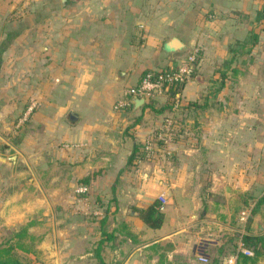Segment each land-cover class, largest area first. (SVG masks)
I'll use <instances>...</instances> for the list:
<instances>
[{
  "label": "crops",
  "instance_id": "0c3cea01",
  "mask_svg": "<svg viewBox=\"0 0 264 264\" xmlns=\"http://www.w3.org/2000/svg\"><path fill=\"white\" fill-rule=\"evenodd\" d=\"M263 2L0 0L2 224L18 207L70 248L71 264H237L242 235L264 233ZM195 48L197 74L176 98L115 108L145 71L175 68ZM228 60L249 93L231 110L218 97L206 126L171 131L129 163ZM85 70L92 79L81 86ZM160 195L163 220L152 227L141 210Z\"/></svg>",
  "mask_w": 264,
  "mask_h": 264
},
{
  "label": "rangeland",
  "instance_id": "374dc122",
  "mask_svg": "<svg viewBox=\"0 0 264 264\" xmlns=\"http://www.w3.org/2000/svg\"><path fill=\"white\" fill-rule=\"evenodd\" d=\"M263 45L264 44L262 43V46ZM238 58L241 62L240 65L244 67L247 64L249 56L240 55ZM228 61L230 62H226L224 64L215 63L214 70H209L205 73V78L207 79L208 84L207 87H203V91L201 93L202 98L199 102H197L195 107H182V109L178 108L177 111L175 110V112L179 114L173 116L171 123L168 122L169 128L173 131V134L177 132L178 136V133L180 132L179 129L185 130L186 128H191L200 130L201 127L206 126V121H208L211 117L210 113L216 115L217 110L222 109L221 105L223 103L219 102L217 99L218 97L223 98L226 102H229V106H227V108L231 110L233 108V97L237 96L238 98L249 93L250 88L248 85L241 87L237 84L234 85L233 80L237 77L238 73L233 72L232 70V66L234 65L233 60ZM209 66H212V63L209 64ZM222 66L224 68H221ZM196 74L197 71L193 77ZM34 89L39 91L40 87ZM261 89L263 88H257V90ZM206 113H208V116H206ZM182 134V138H188L190 136L187 133H184V131ZM180 137L181 136L179 135L178 138ZM17 187H20V184L17 183ZM17 211L19 213L16 215V218L10 222L5 220V224H2L3 217L0 216V242L10 239L11 242L18 246L19 250H25L27 255L30 256L36 264H61L62 262V264H71L70 261L72 262L73 258L68 256L70 248L57 246L53 230H46L45 227L47 225L41 224L40 222L30 224V221H28L27 218L20 217L21 211L18 207ZM25 225L28 227V233L34 235V238H30L29 234L23 238L14 237L13 233L21 226ZM60 259L62 261H60Z\"/></svg>",
  "mask_w": 264,
  "mask_h": 264
},
{
  "label": "trees",
  "instance_id": "16d2710c",
  "mask_svg": "<svg viewBox=\"0 0 264 264\" xmlns=\"http://www.w3.org/2000/svg\"><path fill=\"white\" fill-rule=\"evenodd\" d=\"M264 1V0H263ZM257 26L258 30H264V2L261 9L258 12L257 16ZM200 60V55H197L196 64L198 65ZM197 69V68H196ZM195 69V72H196ZM154 71L155 76L159 73L157 70L150 69ZM166 70V69H162ZM168 70V69H167ZM146 72V71H145ZM185 82L171 83L168 84V98H176L178 93H181ZM160 98V97H159ZM154 97H150L146 100L145 106L154 105ZM197 102L190 101L188 106L195 107ZM130 104L127 106L129 107ZM156 134V133H155ZM158 144L162 147L164 146L163 140H158ZM134 156H130L129 163H132V160L137 157V159L143 160L148 159V151L146 149L135 148ZM256 209L252 210V213H255ZM141 216L143 220L152 227H158L163 220V210L161 209V203L156 200L150 204L147 208L141 210ZM28 227L21 226L18 230L13 233L14 237L23 238L28 235ZM30 238H34V235L29 234ZM245 247L249 248L252 251V254H245L242 251H237L236 246L234 245L233 251L238 254L237 264H260V259L264 256V233L254 234L252 232L245 233L241 238ZM25 249V248H24ZM101 248L98 247L96 252L100 257ZM0 264H36L33 259L27 255L25 250H19L18 246L11 242L10 239L0 242ZM100 264H104L103 259L101 258Z\"/></svg>",
  "mask_w": 264,
  "mask_h": 264
},
{
  "label": "built area",
  "instance_id": "2783aa9c",
  "mask_svg": "<svg viewBox=\"0 0 264 264\" xmlns=\"http://www.w3.org/2000/svg\"><path fill=\"white\" fill-rule=\"evenodd\" d=\"M199 53L198 48H195L190 54L186 56L181 64L175 68L171 69H157L159 72L156 76L154 71L147 70L143 73L137 84L133 86H128L126 88V98L119 100L115 104V108H122L130 104V98L134 95L144 97L147 100L150 97H164L168 96V84L187 82L195 74V69L197 68L196 58ZM172 130L169 128V124L166 123L165 127L159 132H156L155 136L149 137L146 140L145 148L150 152L154 146V142L158 140H163L165 144H168L172 138ZM83 190V189H82ZM159 199L161 201V209L164 208V203L166 198L164 195H160ZM242 220H246L247 214L243 212ZM240 251L245 254H252V251L245 247L243 242L239 245Z\"/></svg>",
  "mask_w": 264,
  "mask_h": 264
},
{
  "label": "water",
  "instance_id": "95a60500",
  "mask_svg": "<svg viewBox=\"0 0 264 264\" xmlns=\"http://www.w3.org/2000/svg\"><path fill=\"white\" fill-rule=\"evenodd\" d=\"M130 102L132 104V107H138L140 105H142L145 102V98L144 97H140L137 95H134L131 97ZM77 115L74 112L70 113V118L73 120L74 118H76ZM7 160L15 162L16 161V155H10L8 157H6Z\"/></svg>",
  "mask_w": 264,
  "mask_h": 264
},
{
  "label": "clouds",
  "instance_id": "9594fccd",
  "mask_svg": "<svg viewBox=\"0 0 264 264\" xmlns=\"http://www.w3.org/2000/svg\"><path fill=\"white\" fill-rule=\"evenodd\" d=\"M90 79H92V75H91V73H89L87 70H85L84 73H83L82 76H81V86H82V82H83V81L90 80ZM79 90H80V89L78 88V91H79Z\"/></svg>",
  "mask_w": 264,
  "mask_h": 264
}]
</instances>
